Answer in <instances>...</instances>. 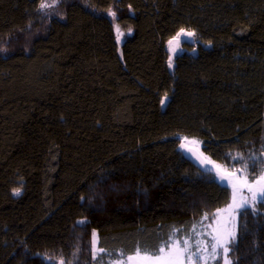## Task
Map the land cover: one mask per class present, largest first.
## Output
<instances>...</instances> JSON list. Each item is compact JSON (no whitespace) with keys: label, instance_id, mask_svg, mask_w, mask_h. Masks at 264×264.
<instances>
[{"label":"trees","instance_id":"16d2710c","mask_svg":"<svg viewBox=\"0 0 264 264\" xmlns=\"http://www.w3.org/2000/svg\"><path fill=\"white\" fill-rule=\"evenodd\" d=\"M41 3L0 0V264H110L191 237L232 192L179 135L263 172L264 0ZM232 253L264 264V200Z\"/></svg>","mask_w":264,"mask_h":264},{"label":"rangeland","instance_id":"374dc122","mask_svg":"<svg viewBox=\"0 0 264 264\" xmlns=\"http://www.w3.org/2000/svg\"><path fill=\"white\" fill-rule=\"evenodd\" d=\"M180 49L179 41L172 40L169 44L170 57L174 58ZM179 138L182 150L185 146H194L199 150L202 148V142L197 138H189L184 135H179ZM212 162L222 167L221 164ZM261 177H264V170L254 180L249 179L246 168L237 170L235 178L228 183L232 192L230 202L218 209L211 221L194 229L191 237L178 239L177 236H173L170 243L171 250L169 247H163L165 259L169 256L174 257L175 264H211L220 254L223 264H226V260L234 264L236 258L232 250L237 240L240 214L247 208L257 209L258 203L264 200V195H261V191H264V180L260 179ZM254 192L256 193L255 200L253 199ZM94 233V251L97 253L100 252L98 235L97 232ZM230 233H234V239L229 235ZM213 246H215V251H213ZM225 248L229 249L227 253L224 251ZM143 254L144 252H141L142 256ZM129 256H133L134 259L129 261ZM129 256L112 259L110 264H164L162 261L135 258V253Z\"/></svg>","mask_w":264,"mask_h":264},{"label":"water","instance_id":"95a60500","mask_svg":"<svg viewBox=\"0 0 264 264\" xmlns=\"http://www.w3.org/2000/svg\"><path fill=\"white\" fill-rule=\"evenodd\" d=\"M187 33V32H185ZM186 40L192 41V35H186L181 34ZM167 104V98L165 97L163 99V108L166 107ZM183 152L186 157H188L190 160L198 164L200 167H202L204 170L216 175L225 183L231 182L235 178V172L229 171L226 169H222V167L216 165L213 163L209 158L206 157V155L203 153L202 150H199L197 147L194 146H185L183 149Z\"/></svg>","mask_w":264,"mask_h":264},{"label":"snow or ice","instance_id":"6c2138e0","mask_svg":"<svg viewBox=\"0 0 264 264\" xmlns=\"http://www.w3.org/2000/svg\"><path fill=\"white\" fill-rule=\"evenodd\" d=\"M54 3H55V0H53V4ZM53 4L41 3L40 7L42 9L45 7H52ZM181 34H186L189 36L194 35V33H192V32L184 33L183 29H181V32L178 33L177 35H181ZM170 43H171V41H170ZM169 66L171 67V61L169 62ZM260 179L264 180V177H261ZM15 191L18 194L19 190L17 189ZM261 195H264V191H261ZM253 199L254 200L256 199V193L255 192L253 193ZM93 235L95 236V233ZM229 235L234 239V233H230ZM168 247L171 250V244H169ZM101 251H103V250H101ZM164 251H165V249L163 247H161V248L156 250V252L159 254H148L147 252H145L142 256L140 249L138 247L136 250V253H135V258H139V259L147 260V261H151V260L162 261V262H164V264H175V258L174 257L169 256L167 259H165V256L163 255ZM213 251H215V246H213ZM224 251L227 253L229 251V249L225 248ZM133 259H134L133 256L128 257L129 261H132ZM226 264H231V261L226 260Z\"/></svg>","mask_w":264,"mask_h":264}]
</instances>
